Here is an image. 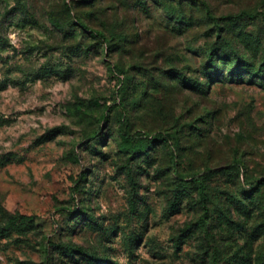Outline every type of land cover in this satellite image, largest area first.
<instances>
[{"label": "rangeland", "instance_id": "obj_1", "mask_svg": "<svg viewBox=\"0 0 264 264\" xmlns=\"http://www.w3.org/2000/svg\"><path fill=\"white\" fill-rule=\"evenodd\" d=\"M0 264H264V0H0Z\"/></svg>", "mask_w": 264, "mask_h": 264}, {"label": "trees", "instance_id": "obj_2", "mask_svg": "<svg viewBox=\"0 0 264 264\" xmlns=\"http://www.w3.org/2000/svg\"><path fill=\"white\" fill-rule=\"evenodd\" d=\"M101 37V36H100ZM115 75H118L117 73L115 74ZM123 80L121 81V85H123ZM119 100V99H118ZM258 183L259 182H257L256 183V185H258ZM17 220H20V221H27V220H29V217H27V216H19V217H12V218H10V220H9V223H11V222H13V221H17Z\"/></svg>", "mask_w": 264, "mask_h": 264}]
</instances>
